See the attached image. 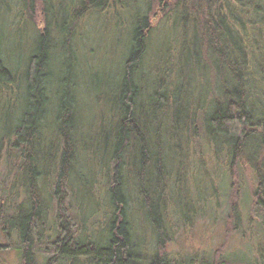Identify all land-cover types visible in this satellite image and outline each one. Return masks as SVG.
Returning <instances> with one entry per match:
<instances>
[{
  "label": "trees",
  "instance_id": "obj_1",
  "mask_svg": "<svg viewBox=\"0 0 264 264\" xmlns=\"http://www.w3.org/2000/svg\"><path fill=\"white\" fill-rule=\"evenodd\" d=\"M19 3L22 24L33 25L35 33L23 39L22 65L10 64L4 34L0 40V162L4 157L12 177L0 188V231L6 239L0 251L15 253L21 264H197L177 258L170 247L176 239L174 217L189 227L203 213L192 203L187 209L184 205V198L192 200L194 194L186 152L202 136L219 141L218 151L230 156L223 245L237 232L246 239L253 236L248 226L254 221L264 232V0L254 5L261 20L254 31L249 23L256 22L245 21L241 0H147L143 15L128 24L118 73H109L108 87L92 83L93 99L101 104L99 122L94 125L88 117L84 130L76 39L91 13L115 10L119 17L125 0ZM156 5L158 20L169 24V44L161 58L153 43ZM151 50L148 74L144 64ZM22 96L24 111L13 120L6 102ZM188 140H194L190 146ZM90 150L99 151L110 210L103 215L105 229L89 237L82 233L72 198L78 179L86 186L83 193L96 181L79 170ZM241 168L254 181L249 218H243ZM131 181L137 207L129 206ZM47 182L51 209L44 193ZM199 195L193 201L198 205L208 199ZM133 210L141 213L154 240L144 262ZM204 262L238 264L224 249ZM0 264L8 261L0 256Z\"/></svg>",
  "mask_w": 264,
  "mask_h": 264
},
{
  "label": "rangeland",
  "instance_id": "obj_2",
  "mask_svg": "<svg viewBox=\"0 0 264 264\" xmlns=\"http://www.w3.org/2000/svg\"><path fill=\"white\" fill-rule=\"evenodd\" d=\"M147 0H125L126 8L120 12V15L116 14L115 10H107L105 12L91 13L83 22L80 28V35L76 41V53L78 60V73H79V88L81 89L82 103V127L84 130V124L88 122V117H93V124L97 125L99 122V112L101 104L93 99L92 83L100 85L103 88V84L107 85L109 80V73L116 71L118 73L119 68L116 67V61L127 49V43L129 38V31L131 25L130 20L135 16H142ZM168 1V0H167ZM237 0H235L236 2ZM260 0H241L243 9L246 11V22H249V17L255 20L256 24H251V30L259 29V13L256 11L254 5L259 4ZM157 4V3H156ZM4 9L0 11V40L2 34H4L3 45L8 51V56L12 60L10 64L14 62L24 63L26 56L24 50V40L26 37H30L35 33L33 25L27 21L22 24L21 4L19 0H6L3 3ZM233 6V5H231ZM239 12V11H238ZM237 13V11H236ZM161 14V8L155 7L153 20L158 24V29L155 31V35L158 37L153 38L154 41V53L165 56L167 47L169 44V24L165 25V21L158 20ZM241 14V13H240ZM117 15V17H116ZM248 15V17H247ZM121 17V18H120ZM251 20V21H252ZM264 20V16L262 18ZM159 21V22H158ZM41 24V23H39ZM128 25V26H126ZM166 26V29L164 30ZM21 28V29H20ZM164 30V31H163ZM18 32L23 38L16 36ZM258 41V46L263 42V39L258 35L254 37ZM19 40L22 42V48L18 46ZM150 58L146 59L144 64L148 74L152 73L151 66V53ZM146 74V73H145ZM96 75L98 78H96ZM102 76L105 78L102 79ZM97 79V80H95ZM211 80V76L209 75ZM102 81V82H101ZM101 82V84H100ZM152 83L150 84V87ZM91 88V89H90ZM90 89V90H89ZM85 91V92H84ZM90 92V93H89ZM97 94V93H95ZM104 103V102H103ZM23 96L21 100H11L6 102L8 110L12 112L14 119L20 115L22 110L24 111ZM106 115V114H105ZM10 115V118H12ZM4 117V114L1 116ZM82 130V132H83ZM80 139H82L80 133ZM194 140H188V146ZM214 143L217 149L214 150ZM186 144V143H185ZM219 141H211L207 137H201L196 145H191L186 152L187 163L189 167V179L193 182L189 189L194 191L193 197L191 194L190 199L184 198V205L187 209V203H192L198 211H203L201 217H198L192 226L186 227L181 221L174 217L173 224L176 227V239L170 247L174 256L179 259H194L197 264H206V259L211 257L214 259L216 250L224 249L226 256L238 264H264V232L261 228H258L256 221L251 223L249 227L253 236L243 238L240 232L235 233L231 239L224 244L227 228L225 227L226 219V190L225 180L228 177L227 166L229 164L230 156L224 150H219ZM92 146V144H90ZM212 145V146H211ZM92 148V147H91ZM90 148V149H91ZM202 156L203 160H199V156ZM17 159L13 157V161ZM100 162L99 151L90 150L86 159L80 160L79 170L82 174H90L96 178L95 183L87 192H84L85 185L78 179L74 183V191L72 198V205L74 211L79 215L81 220L82 233L86 236L97 234V230H104L107 223L104 221V212L110 210V206L107 204L105 192V184L103 177V170L98 169ZM201 164H200V163ZM203 165V166H202ZM8 169L3 157V162H0V188L2 185L5 187L11 183L12 177L7 174ZM85 176H83L84 178ZM94 178V180H95ZM240 179L243 184V194L241 197L243 218H249L251 210V192L254 185L253 178L249 171L241 168ZM223 185L221 186V183ZM90 183V181H89ZM128 183V190L130 192V207H137L138 198L135 193V189ZM85 184V183H84ZM230 184V180H229ZM48 182L44 186L45 197L49 199L50 209L52 207L51 194L49 192ZM214 187L216 188L217 197H214ZM2 191V189H0ZM208 199H204L201 204L193 202L194 199L201 196ZM213 196V197H212ZM88 197L90 201L88 200ZM217 198V199H216ZM191 206V207H192ZM137 210V209H136ZM133 231L135 241L140 250V261H146L152 255L154 250V240L151 232L147 229V224L143 220L139 211L133 210ZM104 215V216H103ZM82 217V219H81ZM52 225V224H51ZM247 227V226H246ZM50 228V227H49ZM246 239V240H245ZM6 243L5 236L0 231V244ZM0 256L8 261V264H21L16 254L13 252L0 251Z\"/></svg>",
  "mask_w": 264,
  "mask_h": 264
}]
</instances>
